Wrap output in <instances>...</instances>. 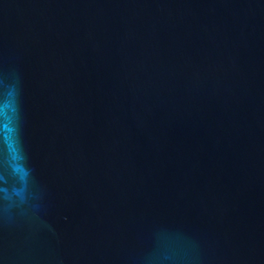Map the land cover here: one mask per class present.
<instances>
[{"label":"water","instance_id":"95a60500","mask_svg":"<svg viewBox=\"0 0 264 264\" xmlns=\"http://www.w3.org/2000/svg\"><path fill=\"white\" fill-rule=\"evenodd\" d=\"M0 264H264V0H0Z\"/></svg>","mask_w":264,"mask_h":264}]
</instances>
